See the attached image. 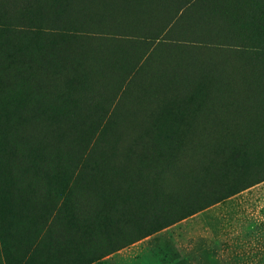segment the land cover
<instances>
[{
  "label": "rangeland",
  "instance_id": "rangeland-1",
  "mask_svg": "<svg viewBox=\"0 0 264 264\" xmlns=\"http://www.w3.org/2000/svg\"><path fill=\"white\" fill-rule=\"evenodd\" d=\"M35 40L62 51L56 67L33 72L40 98L0 110L11 123L42 118L36 132L34 123L12 124V136L24 134L28 142L9 166L0 161V195L6 193L0 202L10 199L14 207L0 222V264H27L21 258L41 228L28 230L32 218L60 206L56 182L69 179L82 160L90 171L67 199L73 221L104 213L108 194L98 172L107 164L105 153L116 140L125 147L130 135L149 132L157 136L148 139V151L170 169L162 182H183L180 191L189 196L176 194L178 202L163 205L164 213L174 218L205 207L90 264H264V0H0L3 82L20 87L17 63L37 60ZM67 62L77 64V75L61 68ZM60 127L68 136L62 150L29 151ZM171 135L177 143L160 138ZM242 135L249 146L236 142ZM221 144L232 145L236 162L232 155L226 165ZM189 169L190 180L173 172ZM156 202L151 206L158 210ZM58 214L52 243L69 246L72 237L83 250L107 251L99 234L81 241L71 228L61 235L64 208ZM131 236V226L121 224L116 243ZM52 253L58 255V247ZM39 255L35 264L46 258Z\"/></svg>",
  "mask_w": 264,
  "mask_h": 264
},
{
  "label": "trees",
  "instance_id": "trees-1",
  "mask_svg": "<svg viewBox=\"0 0 264 264\" xmlns=\"http://www.w3.org/2000/svg\"><path fill=\"white\" fill-rule=\"evenodd\" d=\"M60 39H63V37ZM32 48V51H37L36 55L34 56H38L37 60H30V62L27 60V62L21 61L20 63H17L19 68H21L23 71L19 75V79L22 81V83L19 84L20 89L13 86L9 80H4L3 82V78L0 77V110L2 112L7 110V104L20 105L22 102H31L34 98L39 97L41 93V87L37 84V81H35V79H37L38 73L33 72L39 70V68L43 65L56 67V65L59 64L56 62V58L58 56L55 57V54H58L60 51H62L60 46H45L38 40H35L33 41ZM63 65H61L62 69L66 70L67 72L73 71L74 74L77 75V69H75L77 64L72 66L69 64V62H67ZM29 70L31 71V74H27V71ZM73 78L75 79L76 77ZM2 84L6 85L5 92L2 91ZM11 89H14V91ZM14 96L23 97L24 100L22 101L21 99H16ZM35 109L37 110V108ZM41 121V116H31L30 118L19 119L17 123H15V121L11 123V118L2 119L0 117L1 165L7 164V166H9V161L16 156V153L23 151L21 146H26L28 142L27 137L20 132L17 135L22 134L21 137L12 136V124H14L13 127H21L24 122H26L25 124L34 123L36 124L34 132H36ZM62 122L63 121H60V124H62ZM60 128L62 129L60 130V133H55L54 135H51V137H49V134H47L45 140H43V135L42 138L38 139L35 145H29L31 146L29 151L32 150V153L45 155L47 153L49 154L51 152H57L60 149L62 150L66 146L68 136L66 135L63 127ZM37 135H39L38 132ZM156 136V134H150V132L143 133L141 136L130 135L127 137L125 142L127 146L118 147L116 140L112 147L105 153L103 162H106L107 164L106 166L104 164V166L101 167L98 172L100 178L102 179V183L105 184V193L108 194V196L105 197V201H107L106 205L109 208L107 207L104 213L99 212L93 214L92 216L83 217L77 221V223H74L73 221L75 214L71 203L69 201L67 202V199L72 193V187L76 186L77 184L81 185L80 180L84 177H89L88 173L90 169L86 166V164L83 163L84 160L80 161L78 163L79 166L72 170L74 172L70 174L69 179L63 181L62 178H60V180L56 182V186H58L57 190H61V196L64 197V200L57 209L52 208L51 212L44 213V215L38 216L36 218H32L31 226L28 227V230H32V228L36 225H41V228L39 229V233H37L38 235L36 241L28 244L23 255V260L21 258V261H26L27 264H35L41 257L39 254L44 253L47 259L43 257L39 264H90L101 258L103 255L111 253L120 247L126 246L127 244H130L148 235L154 234L162 228L174 223L175 221L185 218L186 216L204 208L205 205L192 207L181 212L177 217L174 218H171L168 214L166 215L164 213L162 210L163 205L170 203V201H174V203L178 202L176 200H179V198L175 199L176 194L184 195V198L189 196L183 194V191H180L181 186L186 185L183 182H162V176L165 178L166 172H170V169H166L167 166L165 164H159L154 161L156 158V152L153 151L152 153L148 151V149H150L149 143H147L148 139L150 140L151 138H156ZM242 136L243 141L238 139L236 142L241 143V147H243V144L249 146V144L244 141L246 136ZM120 137L122 138V136ZM17 138L18 140H16ZM160 138L162 140L168 138L165 141L169 140L174 143L178 142V140L173 135L170 137L164 136ZM236 146L237 145H234V148ZM231 147L232 145L230 144H221L220 149L218 150V153L228 154V157L225 159L226 165L233 162L232 155H234V162H236L238 159L237 152ZM151 149L153 150V148ZM188 149H190L188 146H184L183 152ZM22 157L24 158V155ZM112 158L114 161L116 160V163H112ZM222 163H224V161H222ZM221 165H219V168H221ZM224 166L225 165H222V167ZM173 172H179L178 180H190L191 175H195L191 170L189 172L184 171V175L182 176L180 175L183 173V171ZM101 179H98L97 181L101 182ZM5 180L6 182H9V179ZM89 180L92 181L91 179ZM47 183H50L52 186H54V183L50 180H47ZM202 183L204 182L199 181L197 186L202 185ZM175 184L178 185L177 188ZM25 186L29 188L28 184H25ZM9 190L11 193V189ZM19 190L22 193V189ZM12 193L20 194L18 189ZM3 195H6V193L1 194L0 196ZM139 195L142 196V198L139 197ZM97 198H99V195ZM151 200L157 201L156 203L159 206L158 210L152 208ZM61 208H64V214H66L65 217L67 218L66 221L64 220V224L66 225V233L63 231V233L61 232V235L67 236L69 231V233H71V228L78 231V237L81 241L85 239L92 240L93 235L99 234L105 241L104 243L107 246V251L102 254L100 251L96 250H83L82 247L73 245L72 237H68L71 243L69 246L52 243L50 238H55L52 229V222L55 223L58 220V212L61 211ZM13 209L14 207L10 199H4L3 202H0L1 223H4V221L7 219V216L12 214ZM148 210L149 212H147ZM121 224L131 226L132 236L125 237L121 243H116V237L120 231ZM9 226L12 228V223H10ZM37 230L38 228H36L34 232ZM90 234L93 235L90 236ZM46 238H48L49 241H46L47 245H45L41 251L43 240ZM54 247H58V255L56 256L52 253Z\"/></svg>",
  "mask_w": 264,
  "mask_h": 264
}]
</instances>
